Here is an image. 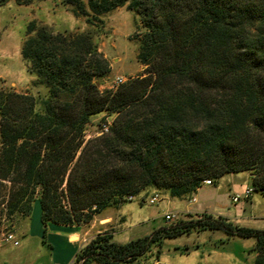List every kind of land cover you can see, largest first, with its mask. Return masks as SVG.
Returning a JSON list of instances; mask_svg holds the SVG:
<instances>
[{
	"label": "trees",
	"instance_id": "obj_1",
	"mask_svg": "<svg viewBox=\"0 0 264 264\" xmlns=\"http://www.w3.org/2000/svg\"><path fill=\"white\" fill-rule=\"evenodd\" d=\"M10 1L39 0L0 8ZM57 1L88 23L135 12L146 69L103 92L96 79L110 67L93 35L28 26L21 57L32 89H0V225L30 217L37 201L46 240L50 224L88 225L141 191L190 199L206 180L248 171L264 194V0ZM102 113L113 117L109 132L86 140ZM190 216L126 244L97 234L76 263L159 262L164 240L210 230L254 239L264 264V230Z\"/></svg>",
	"mask_w": 264,
	"mask_h": 264
},
{
	"label": "rangeland",
	"instance_id": "obj_2",
	"mask_svg": "<svg viewBox=\"0 0 264 264\" xmlns=\"http://www.w3.org/2000/svg\"><path fill=\"white\" fill-rule=\"evenodd\" d=\"M86 1L84 0V2ZM139 21V16L129 10L127 6L119 7L101 17H92V23H88L86 17L77 14L72 7L63 5L57 0H39L33 2L31 5H17L10 1L0 8V89H9L18 93H28L31 91L34 79L28 71L26 62L21 57V48L24 38L27 36L28 26L31 23H35L36 25H46L57 32L67 31L76 34L86 32L93 35L99 51L104 54L110 67L109 73L104 77L97 78L96 81L103 92L111 89L114 90L119 86L116 83L117 78H122L123 84H125L139 75L142 76L146 69L138 60L140 51L138 33L141 32ZM112 121L113 117L107 113L95 116L88 127L86 140L101 135V126L108 122L112 123ZM253 175L252 171L232 173L225 175L218 182L210 180V185L203 183L202 187L212 186L210 188L216 191L221 201L228 203L229 208L242 212L239 214L237 223L229 219L234 225L247 227L246 225L251 224V226L264 228L263 193L255 191L250 199L241 200L237 204H234L231 199L232 195L243 194L247 188L252 187L251 178ZM205 190L202 188L200 194L203 195L206 192ZM197 193H194L190 199H174L176 203L179 201H184L185 203L192 202ZM154 194L160 196V202L164 200V197L169 196L164 190L152 189L141 191L139 194L133 196V200L125 202L120 209H108L95 217L88 225L73 226L76 230L72 234L79 235L73 237L71 240H69V237L72 234L67 235L66 240H64L61 239L58 232L50 230L49 228L57 230L66 228L62 225L54 224L48 226L46 240H44L43 225L41 219L38 218L37 211H32L30 217L16 216L13 219L3 217L2 224L0 225V243L12 244L13 247L11 248L13 249L18 248L20 244L14 247L11 241H7L9 235H13L14 240L22 243L20 247L23 253L18 258L17 264H50L49 259L59 252H61L64 258L69 259L66 264H80L76 263L75 260L77 251L84 247L97 234L112 233L114 240L118 244H126L122 243L125 240L126 234L135 236L134 239L143 238L149 236L154 230L170 227L180 221L188 220L191 217L190 215L197 218L206 213L203 212L195 215L191 213L176 214L177 222H168L163 217L160 220V227L158 228L153 225V222H148L150 216H146L142 221H138V216H134L132 212L135 206L138 208L141 206L146 207L143 210L145 213L159 210L160 204H149V199ZM230 194L232 195L230 196ZM35 206H39L37 201L34 204V208ZM245 215L247 216L246 218L244 217ZM109 219H113V222H106ZM203 232L213 231H192L176 239L164 240L162 248L159 249V262L162 257L163 261L167 260V257H172L174 251L177 253H188L190 249H195L194 245L189 244L193 241L191 235H199ZM216 232L218 231L213 233ZM224 235L226 239L221 241V245H226L231 239L239 240L237 245L240 249L248 247L245 251L246 256L239 258L240 262L243 264H256L258 254L255 252L256 241L254 239L228 238L225 233ZM27 236L29 238L24 239ZM174 244H178L179 246L175 249ZM155 251L156 248H154ZM153 260V257L149 256L146 262L152 264L155 262Z\"/></svg>",
	"mask_w": 264,
	"mask_h": 264
},
{
	"label": "crops",
	"instance_id": "obj_3",
	"mask_svg": "<svg viewBox=\"0 0 264 264\" xmlns=\"http://www.w3.org/2000/svg\"><path fill=\"white\" fill-rule=\"evenodd\" d=\"M210 187L212 186L202 187L203 189H206V192L203 195L200 194L201 188L196 194L195 200L192 202L185 203L184 201H179L176 203L174 198L166 196L164 197V200L159 203L160 208L158 211H148L145 213L143 210L146 207L141 206L138 208L135 206L132 210L133 215L138 216V221H142L144 217L150 216L148 222H153V225L157 228L160 227V220L163 219V217L168 213L179 215L191 213L195 215L206 212L212 214L215 217L220 216L228 218L237 223L239 214L242 212L237 209L232 210L229 208L228 203L221 201L218 198L216 191L212 190ZM231 195L232 194H230V196ZM38 208L40 207L35 206L33 211H37L38 218H40V210ZM244 217L246 218L247 216L245 215ZM106 222H113V219H109ZM136 226L138 227V225ZM246 226L251 227L252 229L264 230L263 227L251 226V224ZM49 229L55 231L56 233L58 232V235L64 240H66L67 235L74 233L76 230L75 227L60 228L59 230L55 228ZM78 235L79 234H72L69 237V240ZM191 237H193V241L189 244L192 246L194 245L196 247L195 249H190L188 253H177L174 251V255L172 257H167V260L163 261L162 257L160 262H153L152 264H243L240 262L239 258L246 256L245 251L248 247L240 249L237 245L239 240L231 239L226 243V245L223 246L221 245V241L225 240L226 236L221 231L216 233L203 232L199 235L192 234ZM28 238L29 236L24 239ZM134 238L135 236L126 234L125 240H123L122 243H127ZM21 245L22 243H20L18 248L14 246L16 249H13L11 248L13 247L12 244L0 243V264H17L18 258H20L21 254L23 253L20 247ZM178 246V244H174L175 249ZM68 261L69 259L64 258L61 252L53 255V257L49 259L50 264H66Z\"/></svg>",
	"mask_w": 264,
	"mask_h": 264
},
{
	"label": "built area",
	"instance_id": "obj_4",
	"mask_svg": "<svg viewBox=\"0 0 264 264\" xmlns=\"http://www.w3.org/2000/svg\"><path fill=\"white\" fill-rule=\"evenodd\" d=\"M116 83H117V85H120L121 83L123 84L122 78H120V77L117 78ZM110 126H111V123H109V122L103 124L101 126V132H102V134L108 133L109 132V129H110ZM204 183L206 185H210L211 184V181L210 180H206V181H204ZM253 193H254V189L252 187H250V188H247L243 194H236L234 196L232 195L231 199H232V201H233L234 204H237L241 200H248V199H250L251 194H253ZM127 200L128 201L133 200V196L127 197ZM160 201H161L160 196H158L157 194H154L149 199V204L150 205H156V204L158 205L160 203ZM164 218L168 222H174V221L177 222V217H176V214H174V213H168V214H166L164 216ZM7 241L8 242L11 241L14 244V246H18L20 244L18 241L14 240V236L13 235H9L7 237Z\"/></svg>",
	"mask_w": 264,
	"mask_h": 264
}]
</instances>
